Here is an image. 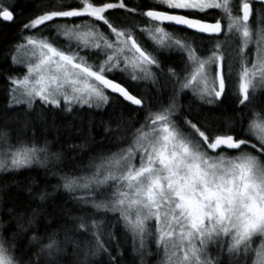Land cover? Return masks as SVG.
Segmentation results:
<instances>
[{"label": "snow or ice", "instance_id": "1", "mask_svg": "<svg viewBox=\"0 0 264 264\" xmlns=\"http://www.w3.org/2000/svg\"><path fill=\"white\" fill-rule=\"evenodd\" d=\"M0 61V264H264V0H0Z\"/></svg>", "mask_w": 264, "mask_h": 264}, {"label": "trees", "instance_id": "2", "mask_svg": "<svg viewBox=\"0 0 264 264\" xmlns=\"http://www.w3.org/2000/svg\"><path fill=\"white\" fill-rule=\"evenodd\" d=\"M5 2H8V0H5ZM18 2L22 5L24 3V0H18ZM31 11V9H26L25 10V15L29 14ZM3 31L10 33L12 36L15 35V32L17 31V29L15 27L13 28H5L3 29ZM173 63H179V61L177 59L173 60ZM4 67L2 61H0V68ZM24 71V69H21L20 73H16L14 72L13 74H22V72ZM8 101V95L7 92L5 90V84L3 82V80H0V108H3ZM225 106L226 107H230L231 106V101H226L225 102ZM99 138V137H98ZM105 143H107V141H105ZM53 150H56V147L53 148ZM42 172V170H40ZM153 264H155V262H153Z\"/></svg>", "mask_w": 264, "mask_h": 264}, {"label": "flooded vegetation", "instance_id": "3", "mask_svg": "<svg viewBox=\"0 0 264 264\" xmlns=\"http://www.w3.org/2000/svg\"><path fill=\"white\" fill-rule=\"evenodd\" d=\"M178 60V59H177ZM179 61V60H178Z\"/></svg>", "mask_w": 264, "mask_h": 264}]
</instances>
